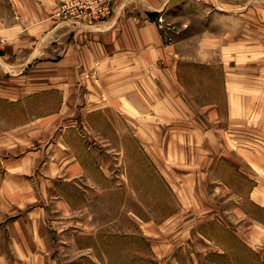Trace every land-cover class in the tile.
<instances>
[{
    "label": "crops",
    "instance_id": "crops-1",
    "mask_svg": "<svg viewBox=\"0 0 264 264\" xmlns=\"http://www.w3.org/2000/svg\"><path fill=\"white\" fill-rule=\"evenodd\" d=\"M63 1L6 0L10 14L2 16L0 12V99L22 106L49 90L56 91L60 100L56 109L42 112L36 121L0 130V264H62L58 249L62 244L74 245L77 232L85 233L79 232L82 228L79 224L83 222L77 216L86 205L76 202L88 201L93 190L86 187V181H91L92 175H88L90 170L83 156L73 151L74 142L69 134L74 129L93 131V117L104 112L135 118L143 114L140 106L143 102L150 115L178 114L170 100L158 107L148 105L151 91H162L157 80L159 77L170 80L177 61L172 56L174 45L166 43L156 22L172 0H118L110 20L90 27H75L58 17ZM205 1L235 7L252 3V0ZM259 1L260 12L227 14L228 35L233 39L225 49L234 52V57L228 54L223 59L226 73L219 81L224 85V99L220 95L211 107H203H208V115L218 118L224 100L230 124L235 123V127L250 124L251 132L264 133V0ZM236 19L244 21L246 30H251L245 43L236 41V31L231 27ZM238 51L244 52L241 60L237 59ZM83 95L92 102L80 110L78 102ZM182 114L186 116L188 111ZM80 115L85 116V124L80 123ZM70 118H74L73 123L65 124ZM191 125L199 134L206 124ZM117 126L124 131L123 122ZM263 139L247 140L252 147L260 148L255 154L248 144L241 146L253 170L242 172L244 178L253 180L249 191L237 195L221 182L224 186L221 189L236 197L246 195L251 204L261 209L264 208ZM78 142L83 146L80 139ZM124 146L123 140L117 143V147ZM188 191L181 193L180 213L189 215L193 208L199 212L206 210L199 194ZM243 214L248 221L251 219L247 212ZM250 221L252 227L253 220ZM210 222L229 227L212 219L203 224ZM255 224L260 233L254 234L252 230L249 235L226 237L223 244L227 247H222L217 237L204 231L191 235L190 220L181 218L178 223L172 219L166 223V229L178 227L180 236L170 239L165 236L163 254L157 252L160 246L154 241V252L166 264H185L178 254L187 249L191 264H222L219 259L227 264H254V253L257 264H264V223L255 220ZM233 242H237L234 247Z\"/></svg>",
    "mask_w": 264,
    "mask_h": 264
},
{
    "label": "rangeland",
    "instance_id": "rangeland-1",
    "mask_svg": "<svg viewBox=\"0 0 264 264\" xmlns=\"http://www.w3.org/2000/svg\"><path fill=\"white\" fill-rule=\"evenodd\" d=\"M171 3L161 13L169 29L160 30L166 43L174 45L172 56L177 61L170 80L164 81L163 77L157 80L161 82L162 91H151L148 105L158 107L159 103L170 100L178 114L172 117L150 115L143 102L140 104L143 114L135 118L104 112L93 117V131L79 128L69 134L74 142L73 151L87 162L88 175L92 178L86 181V187L93 191L88 201L76 202L86 205L77 216L83 222L79 224L82 227L79 232L85 233L77 232L74 245L62 244L58 249L62 264H166L164 259L156 258L153 243L158 242L157 252L163 254L165 236L169 239L180 236L178 227L166 229V223L172 219L178 223L181 218L190 220L191 235L204 231L217 237L222 247H227L223 244L227 242L226 237L249 235L252 230L254 234L260 233L255 220L264 223V208L251 204L246 195L229 194L227 189H221L224 188L221 182L237 195L249 191L253 180L244 178L243 173L253 170L241 146L248 144L254 154L261 151L247 140L259 142L264 133L251 132L250 124L236 127L235 123L230 124L224 100L218 118L206 111L220 95L224 99V85L219 81L226 73L223 59L228 58V54L234 57V52L225 49L233 39L228 35L227 14L242 16L260 12L261 1L252 0L246 7L215 5L205 0H172ZM0 12L2 16L10 14L6 0H0ZM248 22L254 23L253 20ZM231 27L236 31V41L245 43V38L251 34L245 22L236 19ZM253 55L257 58V53ZM236 56L241 60L244 52L238 51ZM56 93L44 91L22 106L0 99V130L24 121H36L42 112L56 109L60 102ZM81 98L80 110L92 102L84 95ZM182 111H188V115L184 116ZM79 118L80 123L85 124V116ZM73 120L70 118L65 124H72ZM120 122L124 124L123 132L117 128ZM192 123L206 125L198 134ZM122 140L125 146L117 147ZM184 190L198 193L206 210L199 212L193 208L189 215L181 214ZM243 211L250 214L252 227ZM211 219L229 227L218 226L217 222L203 224ZM231 244L234 247L237 242ZM189 251L178 254L185 264H191ZM255 255L253 263L257 264ZM219 262L228 263L224 259Z\"/></svg>",
    "mask_w": 264,
    "mask_h": 264
},
{
    "label": "built area",
    "instance_id": "built-area-1",
    "mask_svg": "<svg viewBox=\"0 0 264 264\" xmlns=\"http://www.w3.org/2000/svg\"><path fill=\"white\" fill-rule=\"evenodd\" d=\"M118 0H64L58 17L74 26L90 27L110 20L115 13ZM156 21L160 29H169L163 15Z\"/></svg>",
    "mask_w": 264,
    "mask_h": 264
},
{
    "label": "trees",
    "instance_id": "trees-1",
    "mask_svg": "<svg viewBox=\"0 0 264 264\" xmlns=\"http://www.w3.org/2000/svg\"><path fill=\"white\" fill-rule=\"evenodd\" d=\"M153 16H155V15H153Z\"/></svg>",
    "mask_w": 264,
    "mask_h": 264
}]
</instances>
